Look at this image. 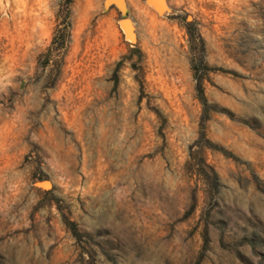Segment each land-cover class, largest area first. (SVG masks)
Listing matches in <instances>:
<instances>
[{
  "label": "rangeland",
  "instance_id": "obj_1",
  "mask_svg": "<svg viewBox=\"0 0 264 264\" xmlns=\"http://www.w3.org/2000/svg\"><path fill=\"white\" fill-rule=\"evenodd\" d=\"M104 1L0 0V264H264V0Z\"/></svg>",
  "mask_w": 264,
  "mask_h": 264
},
{
  "label": "water",
  "instance_id": "obj_2",
  "mask_svg": "<svg viewBox=\"0 0 264 264\" xmlns=\"http://www.w3.org/2000/svg\"><path fill=\"white\" fill-rule=\"evenodd\" d=\"M147 2L149 4H151L152 6H154V8L159 11V12H163L164 10L167 9V3H166V0H161V1H158V0H147ZM116 5L119 10L122 12V14L124 15V18H122L120 20V26L121 28L123 29V25H122V20L124 19H131L129 17H126V13H127V5H126V1L123 0V4L121 5L120 3H117L115 2V0H105L104 1V5L105 7H109L110 5ZM132 20V19H131ZM124 33H125V30L123 29ZM125 36L127 39L131 40L132 42H135L136 40H134V35H129L127 33H125ZM41 184H49L50 182H40Z\"/></svg>",
  "mask_w": 264,
  "mask_h": 264
},
{
  "label": "trees",
  "instance_id": "obj_3",
  "mask_svg": "<svg viewBox=\"0 0 264 264\" xmlns=\"http://www.w3.org/2000/svg\"><path fill=\"white\" fill-rule=\"evenodd\" d=\"M71 2H72V0H62V3L67 4V5H69ZM191 36H192V38L190 39V43H191V51L193 54V56H192V67L196 71V73H199L202 70V67L204 69H207L206 65L203 64L202 60H200L196 57V51H197L196 49H197V46L199 44H201L202 38L200 36L197 38L196 37L194 38L193 33H191ZM198 89L200 91H203V88H202L200 82L198 84Z\"/></svg>",
  "mask_w": 264,
  "mask_h": 264
},
{
  "label": "snow or ice",
  "instance_id": "obj_4",
  "mask_svg": "<svg viewBox=\"0 0 264 264\" xmlns=\"http://www.w3.org/2000/svg\"><path fill=\"white\" fill-rule=\"evenodd\" d=\"M115 2L120 3L121 5L123 4V0H115Z\"/></svg>",
  "mask_w": 264,
  "mask_h": 264
},
{
  "label": "bare ground",
  "instance_id": "obj_5",
  "mask_svg": "<svg viewBox=\"0 0 264 264\" xmlns=\"http://www.w3.org/2000/svg\"><path fill=\"white\" fill-rule=\"evenodd\" d=\"M158 1H160V0H158ZM128 20H125L124 22H127Z\"/></svg>",
  "mask_w": 264,
  "mask_h": 264
}]
</instances>
